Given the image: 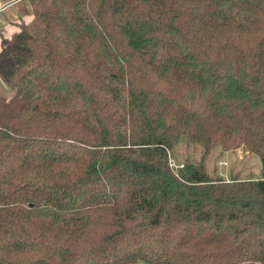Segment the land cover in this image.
<instances>
[{
	"label": "trees",
	"instance_id": "16d2710c",
	"mask_svg": "<svg viewBox=\"0 0 264 264\" xmlns=\"http://www.w3.org/2000/svg\"><path fill=\"white\" fill-rule=\"evenodd\" d=\"M0 52V264H264V0H29ZM257 179L172 167L181 138Z\"/></svg>",
	"mask_w": 264,
	"mask_h": 264
},
{
	"label": "rangeland",
	"instance_id": "374dc122",
	"mask_svg": "<svg viewBox=\"0 0 264 264\" xmlns=\"http://www.w3.org/2000/svg\"><path fill=\"white\" fill-rule=\"evenodd\" d=\"M9 0H0V3L8 4ZM32 15V5L29 0H20V3L0 12V48L4 47L6 40L3 38L4 23L18 27L16 21H23L24 16ZM18 17V18H15ZM15 91L10 89L0 77V93L11 97ZM186 161H204L205 168L213 178L226 180L257 179L261 176L262 163L258 155L244 148L236 150H224L216 146L205 152L199 144H189L182 137L170 152V163L174 168H180Z\"/></svg>",
	"mask_w": 264,
	"mask_h": 264
},
{
	"label": "clouds",
	"instance_id": "9594fccd",
	"mask_svg": "<svg viewBox=\"0 0 264 264\" xmlns=\"http://www.w3.org/2000/svg\"><path fill=\"white\" fill-rule=\"evenodd\" d=\"M20 3V0H9L8 4L0 3V12L6 11L9 7ZM36 19L35 15H27L23 18V24L24 25H30L34 20ZM0 23H3V21H0ZM17 24L21 23L20 20L16 21ZM22 32V29L19 27H14L12 25L4 23V31H3V38L12 41L14 34H20ZM2 42V41H0ZM3 49L0 48V52H2Z\"/></svg>",
	"mask_w": 264,
	"mask_h": 264
},
{
	"label": "crops",
	"instance_id": "0c3cea01",
	"mask_svg": "<svg viewBox=\"0 0 264 264\" xmlns=\"http://www.w3.org/2000/svg\"><path fill=\"white\" fill-rule=\"evenodd\" d=\"M15 18H18V17H15ZM15 35H16V34H14L13 37H14ZM0 37H1V36H0ZM4 46H5V45H4ZM1 48L3 49L4 47H1Z\"/></svg>",
	"mask_w": 264,
	"mask_h": 264
}]
</instances>
